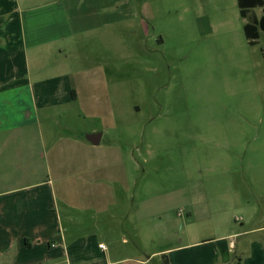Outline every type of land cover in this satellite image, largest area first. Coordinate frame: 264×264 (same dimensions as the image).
Here are the masks:
<instances>
[{
  "label": "rangeland",
  "instance_id": "374dc122",
  "mask_svg": "<svg viewBox=\"0 0 264 264\" xmlns=\"http://www.w3.org/2000/svg\"><path fill=\"white\" fill-rule=\"evenodd\" d=\"M262 14L257 7L241 18L236 0H84L68 9L72 36L51 61L75 70L79 95L40 107L35 134L50 144L96 131L101 155L113 156L101 171L124 166L128 178L105 213L79 209L110 199L85 183L81 203L60 204L66 235L88 246L80 249L88 264H163L156 252L200 233L195 210L209 204L213 215L227 206L238 229L237 203L264 213V31L254 45L243 31ZM105 20L112 28L78 31ZM242 243L264 250V229Z\"/></svg>",
  "mask_w": 264,
  "mask_h": 264
},
{
  "label": "crops",
  "instance_id": "0c3cea01",
  "mask_svg": "<svg viewBox=\"0 0 264 264\" xmlns=\"http://www.w3.org/2000/svg\"><path fill=\"white\" fill-rule=\"evenodd\" d=\"M82 1L0 0V264H88L89 254L80 250H89L88 246L66 235L60 204L73 207L81 203L85 183L94 192H108L110 199L83 201L79 209L105 213L114 205L115 184L122 190L128 180L124 166L101 171L100 165L113 157L101 155V134L96 145L74 135L48 144L35 134L33 119L40 107H47L51 99L64 101L79 95L73 82L75 70L62 61L52 63L51 57L65 51L57 46L72 36L67 11H76ZM112 25V20H105L78 31L107 30ZM81 71L79 67L77 73ZM68 178H74L73 184ZM208 192L241 197L228 187H211ZM212 206L195 210L199 223L195 229L200 233H190L184 244L180 240L156 253L168 264H264V250L257 243L236 244L264 229L263 211L260 214L255 206L237 203L245 217L238 229L227 217V206L217 215L211 213ZM193 212L187 213L191 217ZM207 226L210 234L201 233Z\"/></svg>",
  "mask_w": 264,
  "mask_h": 264
},
{
  "label": "trees",
  "instance_id": "16d2710c",
  "mask_svg": "<svg viewBox=\"0 0 264 264\" xmlns=\"http://www.w3.org/2000/svg\"><path fill=\"white\" fill-rule=\"evenodd\" d=\"M239 9V15L245 19L250 10L262 8V16L257 19L253 17L251 21L243 26L244 36L250 45H254L259 37V32L264 31V0H236ZM163 264H168L167 259L163 257Z\"/></svg>",
  "mask_w": 264,
  "mask_h": 264
},
{
  "label": "water",
  "instance_id": "95a60500",
  "mask_svg": "<svg viewBox=\"0 0 264 264\" xmlns=\"http://www.w3.org/2000/svg\"><path fill=\"white\" fill-rule=\"evenodd\" d=\"M84 137L86 138L87 141L96 145L99 143L101 135L100 133L85 134Z\"/></svg>",
  "mask_w": 264,
  "mask_h": 264
}]
</instances>
